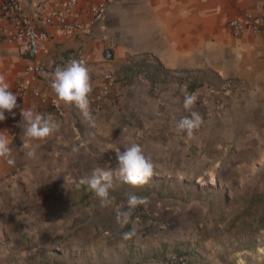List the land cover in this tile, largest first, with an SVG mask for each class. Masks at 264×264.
I'll return each instance as SVG.
<instances>
[{
    "label": "crops",
    "instance_id": "0c3cea01",
    "mask_svg": "<svg viewBox=\"0 0 264 264\" xmlns=\"http://www.w3.org/2000/svg\"><path fill=\"white\" fill-rule=\"evenodd\" d=\"M21 1L34 9L39 0ZM96 1L79 2L86 24L91 20L88 5ZM256 15L264 16V0H112L91 30L67 34L50 27L44 57L48 69L30 81L19 113L33 108L51 114L60 129L32 141L37 156L29 159L21 148L23 119L16 124L5 111L6 119L0 121V131L12 136L15 157L14 165L0 159V264H143L169 254L186 255L188 264H226V195L235 192L227 182L256 176L251 165L261 163L260 152L254 159L251 154L264 140V31L247 29L235 35L229 21ZM104 37L116 43L111 60L104 57ZM72 59L85 61L91 70L94 127L50 87L47 74ZM31 62L17 41L0 40V73L17 97V84ZM152 62L168 73H195L210 84L234 77L237 86L221 107L208 98L191 109L203 123L188 137L175 127L190 115L183 108L180 84L169 76H145L142 69L151 68ZM111 72L120 75L119 81L96 110L94 94ZM133 143L142 146L156 169L142 187L125 183L127 193L140 190L150 203L137 206L121 227L115 216L118 208L127 207V200L108 206L110 217L103 221L104 207L100 201L86 204L97 196L80 181L98 166L117 168L116 151ZM112 181L118 184L109 194H125L117 174ZM72 200L80 201L84 210L74 227L88 228L76 236L71 235V213L78 205ZM133 229L135 235L122 239ZM60 243L63 251L56 255ZM253 256L254 264H262L261 256Z\"/></svg>",
    "mask_w": 264,
    "mask_h": 264
},
{
    "label": "built area",
    "instance_id": "2783aa9c",
    "mask_svg": "<svg viewBox=\"0 0 264 264\" xmlns=\"http://www.w3.org/2000/svg\"><path fill=\"white\" fill-rule=\"evenodd\" d=\"M112 0H98L88 5L87 11L91 15L88 24L80 17L78 12L80 0H65L52 3L50 0H39L34 9H30L21 0H0V40L17 41L20 49L31 56L32 62L28 64L23 73V78L17 84L18 108L12 110V117L16 124H20L22 116L19 113L20 105L28 93V87L32 79L43 75L48 65L45 55L49 52L47 46L50 39V27H54L59 33L76 34L79 31L96 26L104 17L108 5ZM229 26L235 35H240L249 29L254 33L264 31V16L256 15L246 19H232ZM104 57L113 59V50L116 46L112 38H103ZM169 77L175 78L180 84L183 100L186 94L195 93L198 97L194 107L198 108L208 98H215L219 107L222 99L230 95L237 86L234 77H225L219 84H210L199 81L195 73L175 72L169 73ZM116 72L108 73L105 84L94 94L93 108L99 110L102 101L112 94L113 86L119 81ZM40 94L39 91H36ZM44 97V96H43ZM45 98V97H44ZM51 108L56 109L55 99L50 98ZM13 113L15 115H13ZM189 260L184 254H169L161 257L150 258L143 264H188Z\"/></svg>",
    "mask_w": 264,
    "mask_h": 264
},
{
    "label": "clouds",
    "instance_id": "9594fccd",
    "mask_svg": "<svg viewBox=\"0 0 264 264\" xmlns=\"http://www.w3.org/2000/svg\"><path fill=\"white\" fill-rule=\"evenodd\" d=\"M51 77V89L57 98L70 106H75L83 116L89 126H95V119L90 110V95L93 91L91 70L86 66L85 61L72 59L65 66H57L54 72L47 74ZM198 97L195 93L186 94L183 101V108L190 110L189 116H183L176 122V130L186 133L192 137L195 130H198L203 123V117L196 111H191ZM17 95L11 90V85L7 82L6 76L0 73V121H4L5 111L12 113L14 108H18ZM20 114L24 128L25 139L21 148L29 159L37 156L36 148L32 141L43 140L60 129V123L51 114H41L33 108H22ZM13 115H15L13 113ZM12 136L7 130L0 131V159H4L8 165L15 164V157L12 144ZM76 149H74L75 151ZM118 167L115 169H105L96 167L91 177L82 179L81 184H87L99 198L101 207L113 205L115 197L110 196L109 189L112 187L114 173L122 182L134 188L148 184L155 174L156 165L150 156H146L141 145L133 143L125 147V151H116ZM127 207L118 208L115 216L116 223L124 227L130 222L134 210L137 206L150 203L147 196H137L135 193H127ZM135 235V229L122 234V239L127 240Z\"/></svg>",
    "mask_w": 264,
    "mask_h": 264
},
{
    "label": "rangeland",
    "instance_id": "374dc122",
    "mask_svg": "<svg viewBox=\"0 0 264 264\" xmlns=\"http://www.w3.org/2000/svg\"><path fill=\"white\" fill-rule=\"evenodd\" d=\"M142 72L145 76L152 79L164 80L169 73L163 70L157 62H152L151 68H144ZM254 153L252 158L259 154L261 163H253L252 170H255L256 176L248 178L246 181L235 183V181L227 182L229 188H234L232 196L226 195V264H239L240 259L243 264H247L250 260L253 263L254 254L262 257L264 264V140L262 143L254 145ZM118 181H112V188L117 186ZM125 187V183L122 188ZM127 187V186H126ZM127 190L124 188L125 194L115 197V203L127 200ZM128 193H137L142 196V192L135 191L133 188ZM141 193V194H140ZM73 206L78 205L80 201H73ZM75 202V204H74ZM99 202L98 197H91L86 204L94 205ZM108 207H104L102 220L110 217ZM84 213L81 206L78 205L77 210H73L71 235L78 234L79 231L88 230L84 226L74 227L81 222L80 215ZM98 213V212H97ZM77 217L73 220V217ZM108 216V217H107ZM76 221V222H75ZM63 251L61 243L55 245L56 255H61ZM246 255H248L246 257Z\"/></svg>",
    "mask_w": 264,
    "mask_h": 264
}]
</instances>
